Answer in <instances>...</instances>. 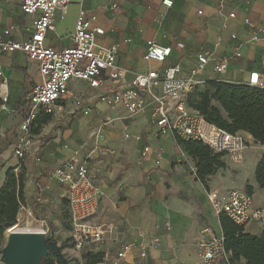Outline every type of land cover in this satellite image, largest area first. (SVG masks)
I'll list each match as a JSON object with an SVG mask.
<instances>
[{
    "label": "crops",
    "instance_id": "crops-1",
    "mask_svg": "<svg viewBox=\"0 0 264 264\" xmlns=\"http://www.w3.org/2000/svg\"><path fill=\"white\" fill-rule=\"evenodd\" d=\"M171 1L173 5L168 8L163 0H71L64 15L56 14L55 30L48 35L46 45L56 49L71 45V35L83 7L98 17L96 25L105 31L98 39L100 47L120 45L117 64L127 71L128 81L138 73L173 66H179L181 77L185 78L195 69L197 57L203 52L211 53L216 59L231 58L224 75L217 76L209 66L200 77L204 81L246 84L253 72H258L264 80V40L261 37L252 40L264 21V0ZM21 2L0 0V32L14 26L18 28L15 39L27 40L34 18L22 13ZM113 2L121 3L125 12L108 11ZM231 14L236 17L232 18ZM247 19L251 26L245 23ZM149 40L171 48L164 64L144 60ZM237 49L239 57L235 56ZM0 71L1 105L4 97H8V108L23 101V112L30 92L42 82L38 64L16 52L0 58ZM115 88L110 82L99 88H91L79 80L70 83L67 97L58 103L53 115L50 135L45 130L39 137L32 136L28 155L22 161L27 178L24 204L37 202V182L45 188L47 199L53 202L60 198L67 202L65 187L51 181L48 173L79 156L88 162L104 193L91 222L100 226L115 224L118 230L116 240L111 238L97 245L105 252L101 264H114L123 244L131 248L120 264H200L198 245L204 239L203 228L223 236L220 217L208 201L209 192L225 195L236 188L246 190L249 185L253 188L254 209L264 211V190L255 181L264 146L242 132L251 156L246 154L240 163L225 156V168L209 177L204 185L196 175L194 160L172 134L156 127L150 108L132 117L122 107L110 109L99 101L101 95ZM100 125L108 129L101 130L96 141L92 135ZM17 131L11 135L9 129L0 127V189L6 171L20 164V159L12 157ZM126 135L131 137L126 139ZM102 136L105 140L100 139ZM136 136L141 140H134ZM97 143L109 148L102 149L95 146ZM109 151L114 155H108ZM42 209L38 211L45 213ZM263 223L252 220L245 231L259 235L264 231Z\"/></svg>",
    "mask_w": 264,
    "mask_h": 264
},
{
    "label": "built area",
    "instance_id": "built-area-1",
    "mask_svg": "<svg viewBox=\"0 0 264 264\" xmlns=\"http://www.w3.org/2000/svg\"><path fill=\"white\" fill-rule=\"evenodd\" d=\"M70 3L71 0H22L20 6L22 13L34 18L29 38L16 40L18 28L14 26L0 32V58L21 52L30 61L38 64L42 76V82L34 86L30 92L26 109L20 116L13 151L16 158L21 160L28 155L32 144L31 125L38 114L44 112L54 115L58 103L67 97L70 83L79 80L87 82L91 88H99L105 82L116 86L99 98V101L110 109L122 107L134 117L150 108L155 125L161 132L170 133L175 138L183 140L201 141L214 153L224 154L236 163L243 161L247 151L244 136L241 133L231 134L209 123L198 111L189 107L187 102L189 94L204 86L206 81L200 77L207 68L212 66L213 73L222 76L227 72L231 58L216 59L211 53L203 52L197 57L195 69L185 78L181 77V68L173 66L138 73L128 81L127 71L117 64L120 45L114 43L108 48L100 47L98 39L105 35V31L96 25L98 17L88 13L83 7L79 11L75 31L71 35V45L63 49L46 45L48 35L55 30L56 14L60 12L64 15ZM162 3L168 8L173 5L171 0H163ZM117 8V4H113L107 9L114 11ZM230 16L236 17L235 14ZM245 23L251 26L248 19ZM260 37L264 40V21L260 32L255 33L252 40H259ZM232 39H236V36H232ZM235 54L237 57L240 56L238 49ZM170 55L171 48L162 46L154 40L146 42L145 61L164 64ZM105 72L107 76H104ZM246 85L264 90V80L258 72L250 74ZM2 100L1 110L9 111L8 97ZM130 137L126 135V139ZM133 139L141 140L139 136ZM107 154L114 155V152L109 151ZM48 177L66 189L71 221L70 237L76 249L85 250L105 243L111 238L112 240L118 238L115 224L100 226L91 222L104 193L97 185L87 161L75 156L69 162L52 168ZM44 191L45 188L37 182L38 203L42 202ZM207 197L218 217L224 214L243 228L252 220L263 223L264 211L254 209V197L245 189H232L225 195L211 191ZM20 207L29 217H34L33 212L26 209L23 204ZM42 223L47 227L45 221ZM42 231L46 235L49 230L44 228ZM201 235L204 239L198 245L200 264H230L231 254L225 250L224 237L216 235L208 227L203 228ZM130 248V245L123 244L114 264H120ZM142 256L145 254L142 253Z\"/></svg>",
    "mask_w": 264,
    "mask_h": 264
},
{
    "label": "trees",
    "instance_id": "trees-1",
    "mask_svg": "<svg viewBox=\"0 0 264 264\" xmlns=\"http://www.w3.org/2000/svg\"><path fill=\"white\" fill-rule=\"evenodd\" d=\"M187 100L189 107L198 111L209 123L231 134L247 133L256 144L264 146V90L212 79L189 94ZM52 119L53 115L40 112L31 125V134H37ZM175 140L194 160L196 175L204 185H207L209 177L225 168V155L214 153L203 142L180 138ZM22 161L17 167L6 171L5 182L0 189V239L17 224L20 206L25 201L27 178ZM255 181L264 190V152L257 163ZM246 190L253 195L251 186L247 185ZM220 224L225 250L231 254L230 264L241 261L246 264H264V231L259 235L247 233L245 228L236 225L224 214L220 216ZM3 248L0 246V257ZM104 258L105 252L86 248L81 263H74L63 254L50 253L44 264H101Z\"/></svg>",
    "mask_w": 264,
    "mask_h": 264
},
{
    "label": "rangeland",
    "instance_id": "rangeland-1",
    "mask_svg": "<svg viewBox=\"0 0 264 264\" xmlns=\"http://www.w3.org/2000/svg\"><path fill=\"white\" fill-rule=\"evenodd\" d=\"M75 3L76 2H72V4H75ZM112 4H117V6H118V8L116 9L117 12H115V13L121 14V13L125 12V7L121 3L113 2ZM22 105H23V101H17L15 105H12L9 107L10 111H7V112L2 111L1 107H0V117L2 116V118H0V127L1 128L5 127L6 129H9V131H11V135H13V133H15L18 129L17 126L20 123V119H21L20 116H21V113L23 110ZM0 106H1V100H0ZM24 108L26 109V104H25ZM50 123L43 126L37 134L32 135V136L39 137L45 132V130L48 133V131H50V129H51ZM106 129H108V127L100 125L96 129L94 134L92 135L93 136L92 139L97 141L99 139V132L101 130H106ZM48 134L50 135V133H48ZM101 134L103 135V133H101ZM44 136H46V135H44ZM45 138H48V137H45ZM100 139L105 140L104 137L100 138ZM95 146H99L102 149L109 148L108 146L104 145V143H102V144L97 143V144H95ZM83 154H80V155L84 156ZM246 154H248V155L250 154V156H251L252 153H251V151L250 152L246 151L245 155ZM12 157H15L14 154ZM20 162H21V160H20ZM220 171L221 170H218L216 173L218 174ZM26 181H27V179H26ZM25 186H26V184H25ZM36 203H33V201H32V202H30L29 206H27L26 204H23L26 209L31 210L33 212V216L35 218L29 217L27 215L26 211H24L20 207L16 225L21 226L20 228L32 226V228L40 229L41 231L44 228L48 229L49 231L45 235L47 240L52 241V242H57L58 246H60L62 248V254L68 260H72L74 263H76V262L81 263L83 250L80 251V250L76 249L75 246L73 245L72 241H70L71 240V237H70L71 236L70 235L71 234V221H70V213H69L68 205H67V202L65 201V199L59 198L57 201L52 202L51 200L46 198V195L44 193L42 202L38 203L40 205L36 206ZM41 207H43L42 211H44L45 213L38 211V209H40ZM42 221L46 222L47 227L43 226ZM15 226H13V227H15ZM7 235H8V230L5 233L4 238L0 239V246L1 247L6 245ZM90 248L94 251H100V248H98L97 245L91 246ZM0 264H2V263L0 262Z\"/></svg>",
    "mask_w": 264,
    "mask_h": 264
},
{
    "label": "water",
    "instance_id": "water-1",
    "mask_svg": "<svg viewBox=\"0 0 264 264\" xmlns=\"http://www.w3.org/2000/svg\"><path fill=\"white\" fill-rule=\"evenodd\" d=\"M50 253L62 255L57 242L47 240L43 233L12 232L1 250L2 264H44Z\"/></svg>",
    "mask_w": 264,
    "mask_h": 264
},
{
    "label": "bare ground",
    "instance_id": "bare-ground-1",
    "mask_svg": "<svg viewBox=\"0 0 264 264\" xmlns=\"http://www.w3.org/2000/svg\"><path fill=\"white\" fill-rule=\"evenodd\" d=\"M21 226L16 225L15 227L11 228L8 230V233H12V232H19V233H42L43 231H41L40 229H34L32 228V226L30 227H25V228H20Z\"/></svg>",
    "mask_w": 264,
    "mask_h": 264
}]
</instances>
